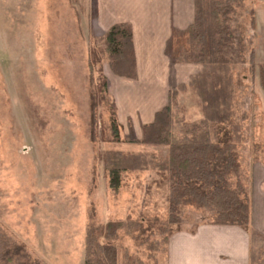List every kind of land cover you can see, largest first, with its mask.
<instances>
[{
  "label": "rangeland",
  "instance_id": "1",
  "mask_svg": "<svg viewBox=\"0 0 264 264\" xmlns=\"http://www.w3.org/2000/svg\"><path fill=\"white\" fill-rule=\"evenodd\" d=\"M2 1L0 230L13 243L24 247L32 261L84 264L90 211L98 226L109 220L136 219L145 211H154L160 217L167 212L166 190L154 184L159 181L153 171L124 174L119 190L114 193L107 185L97 153L120 150L164 158L167 149L123 142L106 144L103 140H107L104 129L109 108L100 106L96 111L97 141L93 143L87 67L91 37L79 30L53 28L56 12L64 7L60 0H12L13 11L8 16L6 2ZM257 1L241 0L231 14L234 39L230 59L236 91L233 111L240 122L245 116L241 141L236 145L240 159L238 178L247 191L251 187L252 167L264 150V95L258 85V69L255 68L253 78L249 70L252 51L256 66L264 62V17H259L258 28L250 25L259 7ZM71 6L78 16L80 9L84 15L83 1L73 0ZM38 26L41 30H33ZM109 73L110 68L104 64L105 78ZM97 80L94 74V85ZM176 105L178 120L194 122L201 118V104L192 89L180 94ZM121 120L124 126L119 129L121 141L141 138L139 120L133 121V125L125 123L124 118ZM207 217L202 210L180 208L178 232L210 224ZM124 238L122 247L137 255L143 264H163L166 252L163 245L157 253L149 255L147 249H137L131 240Z\"/></svg>",
  "mask_w": 264,
  "mask_h": 264
},
{
  "label": "trees",
  "instance_id": "2",
  "mask_svg": "<svg viewBox=\"0 0 264 264\" xmlns=\"http://www.w3.org/2000/svg\"><path fill=\"white\" fill-rule=\"evenodd\" d=\"M241 0H194V21L188 30V48L180 61L200 66V71L168 93L167 104L155 113L154 119L142 127L141 138L120 140V124L116 107L110 100L103 66L119 77L134 78L135 59L132 33L128 24L113 25L101 38H91L87 67L90 76L91 140L97 141L96 111L108 107L109 119L106 144L127 143L164 147L167 155L106 150L97 153L103 163L104 177L114 193L122 177L130 172L153 171L164 187L167 212L160 217L145 211L138 218L109 220L94 224V214L88 213L84 239V264H143L135 254L122 247L127 237L137 249L151 254L179 230V209L193 207L207 213L210 224L248 229L251 216V189L239 180L240 159L236 145L241 141V122L233 111L235 85L231 74L230 51L234 39L231 14ZM254 27V19L251 20ZM258 69V85L264 92V64L256 66L254 52L249 55V70ZM94 74L98 83L94 85ZM192 89L201 104V118L185 122L176 118V100ZM103 134L104 131H102ZM151 184V183H150ZM153 182L152 185L154 186ZM152 187V186H150ZM0 264H40L32 261L23 247L13 243L0 230Z\"/></svg>",
  "mask_w": 264,
  "mask_h": 264
},
{
  "label": "crops",
  "instance_id": "3",
  "mask_svg": "<svg viewBox=\"0 0 264 264\" xmlns=\"http://www.w3.org/2000/svg\"><path fill=\"white\" fill-rule=\"evenodd\" d=\"M79 1H83L85 13L83 15L80 9L78 16L71 6L73 0H60L64 7L56 12L53 28L79 30L91 38H101L113 25L130 26L135 77L124 79L109 73L107 89L119 124L123 126L121 118L132 125L139 120L138 126L142 128L167 104L170 90L187 84L190 77L200 71L199 65L180 61V54L188 48L194 0ZM2 2H6L7 16L12 14L13 1ZM257 3L254 28H258L259 17H264V0ZM1 14L4 16L3 11ZM262 22L264 24V18ZM125 100L129 101L127 105L123 103ZM250 189L248 229L201 224L191 231L176 232L168 238L163 264H264V150L252 167Z\"/></svg>",
  "mask_w": 264,
  "mask_h": 264
}]
</instances>
